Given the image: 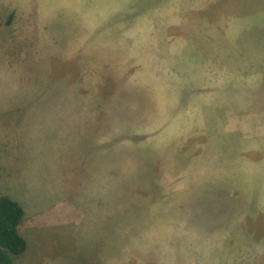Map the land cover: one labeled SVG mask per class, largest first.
Wrapping results in <instances>:
<instances>
[{
	"label": "rangeland",
	"instance_id": "obj_1",
	"mask_svg": "<svg viewBox=\"0 0 264 264\" xmlns=\"http://www.w3.org/2000/svg\"><path fill=\"white\" fill-rule=\"evenodd\" d=\"M16 264H264V0H0V197Z\"/></svg>",
	"mask_w": 264,
	"mask_h": 264
},
{
	"label": "trees",
	"instance_id": "obj_2",
	"mask_svg": "<svg viewBox=\"0 0 264 264\" xmlns=\"http://www.w3.org/2000/svg\"><path fill=\"white\" fill-rule=\"evenodd\" d=\"M24 215L20 202L8 195L0 197V264H16L27 250V240L20 229Z\"/></svg>",
	"mask_w": 264,
	"mask_h": 264
}]
</instances>
